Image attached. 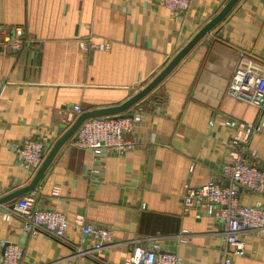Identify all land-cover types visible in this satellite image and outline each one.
Listing matches in <instances>:
<instances>
[{
    "label": "crops",
    "instance_id": "crops-1",
    "mask_svg": "<svg viewBox=\"0 0 264 264\" xmlns=\"http://www.w3.org/2000/svg\"><path fill=\"white\" fill-rule=\"evenodd\" d=\"M228 1L190 0L178 14L161 0H0V35L18 27L31 42L18 51L0 46V198L26 187L35 175L16 159L14 148L22 140L41 141L48 153L67 131L64 119L74 106L84 113L126 102ZM87 39L98 48L83 53L79 42ZM241 54L264 75V0H239L131 109L140 114L134 150L95 155L70 140L64 144L35 190L25 194L34 196V208L62 214L68 223L65 240L75 246L94 244L81 233V224L112 230L100 252L108 264H124L138 241L144 249L157 242L159 252L180 256L181 264H218L222 226L184 214L183 195L185 185L223 183L220 172L230 160L234 135L224 122L264 120V109L227 95ZM248 153L264 170V125L250 138ZM239 201L264 209V190L242 191ZM2 240L23 248L20 264H91L73 259L65 244L23 236L19 220H4L0 212ZM240 240L245 254L233 257L232 264H264V232Z\"/></svg>",
    "mask_w": 264,
    "mask_h": 264
},
{
    "label": "built area",
    "instance_id": "built-area-1",
    "mask_svg": "<svg viewBox=\"0 0 264 264\" xmlns=\"http://www.w3.org/2000/svg\"><path fill=\"white\" fill-rule=\"evenodd\" d=\"M163 5L173 13H184L190 0H161ZM31 42L24 38L22 28L3 30L0 35V46L4 52L18 51ZM105 47H108L106 45ZM79 48L83 53L95 51L98 45L89 39L81 40ZM246 63L243 68L242 64ZM252 63L243 54L240 55L228 84L227 95L256 107L264 109V75H258L251 68ZM81 114L78 106L67 113L64 123L66 130ZM140 123V114L132 111L127 118L96 117L83 122L74 136L71 145L79 149L90 150L95 155L104 149L111 150L117 156H122L137 146L133 139L134 128ZM234 130L228 149L230 160L221 168L220 177L223 183L209 181L199 187L184 186L183 212L194 213L195 218L203 216L213 219L222 226L221 245L218 264H232L233 257L245 254L244 243L240 236L246 233L264 232V209L259 205H243L239 201L242 191L260 195L264 190V170L252 162L248 153L250 138L259 133L264 120L259 118L253 123L224 122ZM17 161L32 175L40 168L46 157V149L41 141L24 139L14 148ZM94 173H99L95 170ZM225 183V184H224ZM0 212L4 220L15 218L21 225V233L25 237L45 236L72 249L73 259H88L91 264H108L100 258V252L112 238V230L92 224H81V233L92 238L91 248L75 246L65 240L68 227L65 217L53 210L34 208V196L24 195L12 203L0 204ZM186 231L181 232L180 242L185 243ZM2 249L1 264H20L23 258V248L18 243L0 241ZM180 256L173 253L159 252L157 242L148 249L141 246V241L132 248L131 254L124 264H181ZM71 264H76L72 262Z\"/></svg>",
    "mask_w": 264,
    "mask_h": 264
},
{
    "label": "water",
    "instance_id": "water-1",
    "mask_svg": "<svg viewBox=\"0 0 264 264\" xmlns=\"http://www.w3.org/2000/svg\"><path fill=\"white\" fill-rule=\"evenodd\" d=\"M238 1L239 0H229L224 8L210 22H208L203 28H201V30H199V32L169 61L165 68L161 72H159V74L155 76L149 84H147L131 98H129L126 102L119 106L111 108H103L81 113L77 117L75 122L67 129V131L56 141L53 147L49 150L40 168L36 171L34 177L32 178L30 184L0 198V204L10 203L22 195L33 192L58 151L74 136L83 122L96 117H129L131 115V109L141 100H143L147 95H149L173 71V69L188 55V53L197 45V43L228 15V13L232 10V8Z\"/></svg>",
    "mask_w": 264,
    "mask_h": 264
}]
</instances>
